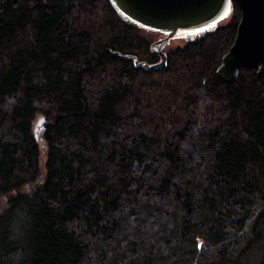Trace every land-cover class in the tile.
I'll return each mask as SVG.
<instances>
[{"label":"trees","instance_id":"16d2710c","mask_svg":"<svg viewBox=\"0 0 264 264\" xmlns=\"http://www.w3.org/2000/svg\"><path fill=\"white\" fill-rule=\"evenodd\" d=\"M238 17L143 69L108 0H0V264H264V73H214Z\"/></svg>","mask_w":264,"mask_h":264},{"label":"water","instance_id":"95a60500","mask_svg":"<svg viewBox=\"0 0 264 264\" xmlns=\"http://www.w3.org/2000/svg\"><path fill=\"white\" fill-rule=\"evenodd\" d=\"M234 2L239 13L233 39L220 57L215 76L223 83L234 80L237 69L264 73V0H108L115 15L124 23L160 34L150 44L158 56L153 64L135 62L143 69L160 66L164 45L173 40L193 41L212 31L230 13Z\"/></svg>","mask_w":264,"mask_h":264},{"label":"rangeland","instance_id":"374dc122","mask_svg":"<svg viewBox=\"0 0 264 264\" xmlns=\"http://www.w3.org/2000/svg\"><path fill=\"white\" fill-rule=\"evenodd\" d=\"M170 44H176L177 43V41H175V40H173V41H171V42H169ZM168 43V44H169ZM37 130V129H36ZM36 134H37V131H36ZM28 190H29V188H28ZM2 202H3V199H0V205L2 204Z\"/></svg>","mask_w":264,"mask_h":264},{"label":"flooded vegetation","instance_id":"af4514ba","mask_svg":"<svg viewBox=\"0 0 264 264\" xmlns=\"http://www.w3.org/2000/svg\"><path fill=\"white\" fill-rule=\"evenodd\" d=\"M231 3H232V1H231ZM160 37H161V35H160V34H158V36H157V39H158V38H160Z\"/></svg>","mask_w":264,"mask_h":264}]
</instances>
